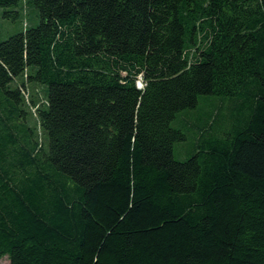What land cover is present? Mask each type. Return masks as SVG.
Masks as SVG:
<instances>
[{
	"label": "trees",
	"instance_id": "obj_1",
	"mask_svg": "<svg viewBox=\"0 0 264 264\" xmlns=\"http://www.w3.org/2000/svg\"><path fill=\"white\" fill-rule=\"evenodd\" d=\"M27 4L40 23L0 42V259L264 264V0ZM201 100L177 161L173 122Z\"/></svg>",
	"mask_w": 264,
	"mask_h": 264
},
{
	"label": "rangeland",
	"instance_id": "obj_2",
	"mask_svg": "<svg viewBox=\"0 0 264 264\" xmlns=\"http://www.w3.org/2000/svg\"><path fill=\"white\" fill-rule=\"evenodd\" d=\"M20 12L16 20L5 17V12L14 10ZM38 11L35 7L27 4V0H23L17 8L0 7V42L8 40L11 36L25 32L27 29L36 27L40 23ZM22 79H19L21 82ZM142 84V83H140ZM142 87V86H140ZM26 97L31 102V98L35 101H45L48 86L41 84H28ZM211 103L200 101L195 110L181 112L173 122V128L181 130L186 137V141L178 142L174 147V158L177 161H185L193 153V144L200 128L209 120L210 114L213 112ZM182 122V123H181ZM238 122V116L232 109V104L227 102L225 108L221 111V115L215 113L210 123L215 127L214 133H219L220 128L229 130L232 125ZM185 124V125H184ZM0 264H10L8 257L0 259Z\"/></svg>",
	"mask_w": 264,
	"mask_h": 264
},
{
	"label": "built area",
	"instance_id": "obj_3",
	"mask_svg": "<svg viewBox=\"0 0 264 264\" xmlns=\"http://www.w3.org/2000/svg\"><path fill=\"white\" fill-rule=\"evenodd\" d=\"M142 87H143V85H142Z\"/></svg>",
	"mask_w": 264,
	"mask_h": 264
},
{
	"label": "water",
	"instance_id": "obj_4",
	"mask_svg": "<svg viewBox=\"0 0 264 264\" xmlns=\"http://www.w3.org/2000/svg\"><path fill=\"white\" fill-rule=\"evenodd\" d=\"M140 88V87H139Z\"/></svg>",
	"mask_w": 264,
	"mask_h": 264
}]
</instances>
